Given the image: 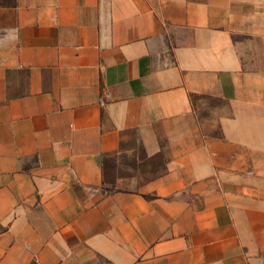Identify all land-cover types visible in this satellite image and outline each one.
I'll return each mask as SVG.
<instances>
[{
    "label": "crops",
    "instance_id": "crops-1",
    "mask_svg": "<svg viewBox=\"0 0 264 264\" xmlns=\"http://www.w3.org/2000/svg\"><path fill=\"white\" fill-rule=\"evenodd\" d=\"M0 264H264V0H0Z\"/></svg>",
    "mask_w": 264,
    "mask_h": 264
}]
</instances>
